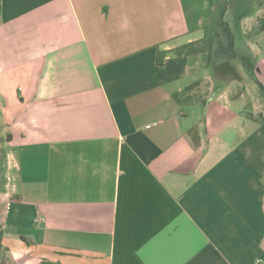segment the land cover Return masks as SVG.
Segmentation results:
<instances>
[{
    "label": "crops",
    "instance_id": "1",
    "mask_svg": "<svg viewBox=\"0 0 264 264\" xmlns=\"http://www.w3.org/2000/svg\"><path fill=\"white\" fill-rule=\"evenodd\" d=\"M212 11L210 0H1L9 264H264V120L235 106L243 88L195 98L214 86V62L172 52L203 37ZM245 39L264 86V31ZM219 65L217 79L235 77Z\"/></svg>",
    "mask_w": 264,
    "mask_h": 264
},
{
    "label": "rangeland",
    "instance_id": "2",
    "mask_svg": "<svg viewBox=\"0 0 264 264\" xmlns=\"http://www.w3.org/2000/svg\"><path fill=\"white\" fill-rule=\"evenodd\" d=\"M256 0H234L232 6L226 13V20L235 35V44L237 51L242 53H249L244 34L246 27L251 25L252 20L248 19L255 13ZM201 8V7H200ZM214 64L208 70L213 77L212 87L208 84L203 85L198 89L195 98H206L207 100H214L225 88H228L231 93H237L241 88L245 89L244 97L235 99V106L246 108L249 113L258 115L264 110V92L259 83L253 78L249 71L239 60H213ZM217 62L218 67H230L231 72L235 76L233 79H217ZM216 66V67H215ZM219 72V71H218ZM261 83V82H260ZM262 84V83H261ZM263 85V84H262ZM4 97L0 95V226H3V217L5 211L6 193L9 190L8 184H12V159L10 156L11 147L9 137L7 136V124L4 121L3 109ZM0 261L1 264H9L5 255V250H1Z\"/></svg>",
    "mask_w": 264,
    "mask_h": 264
},
{
    "label": "trees",
    "instance_id": "3",
    "mask_svg": "<svg viewBox=\"0 0 264 264\" xmlns=\"http://www.w3.org/2000/svg\"><path fill=\"white\" fill-rule=\"evenodd\" d=\"M213 7L211 17L207 24L204 26V35L201 39L186 43L172 50L177 56H188L200 53L207 54L208 62L213 60H239L244 67L249 71L253 78L259 83L263 92L264 86L260 83L256 76V69L252 57L248 53H242L237 51L235 44V35L226 20L225 16L228 9L232 6L234 0H210ZM264 4V0H256L257 7H261ZM0 12H1V0H0ZM264 31V15L258 19L257 25L252 30L245 34L246 38H251L256 34ZM166 52L159 51L157 54V64L163 65L165 62ZM197 81L187 86L182 92L174 93L173 97L179 101L182 99L191 98L190 92L199 84ZM207 100L204 99V103ZM248 117L252 119L264 120V116L260 114L256 117L252 113H248ZM206 123V115L203 117L193 128L188 131V136L191 139L195 147L201 145L200 127ZM5 236V228L0 226V252L2 250V241ZM1 257V253H0ZM1 264V261H0Z\"/></svg>",
    "mask_w": 264,
    "mask_h": 264
}]
</instances>
